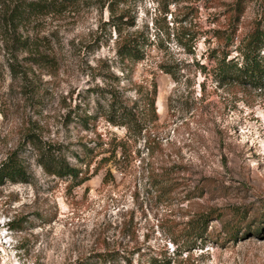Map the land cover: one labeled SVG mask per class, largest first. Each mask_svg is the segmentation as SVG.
Listing matches in <instances>:
<instances>
[{"label": "rangeland", "instance_id": "1", "mask_svg": "<svg viewBox=\"0 0 264 264\" xmlns=\"http://www.w3.org/2000/svg\"><path fill=\"white\" fill-rule=\"evenodd\" d=\"M236 3L71 0L29 27L40 65L0 39V162L16 152L29 174L0 183V264H264V78L216 75L264 0L239 20ZM124 11L136 25L118 31ZM137 33L144 59L119 55ZM108 90L129 124L107 121ZM50 144L88 178L48 173Z\"/></svg>", "mask_w": 264, "mask_h": 264}, {"label": "trees", "instance_id": "2", "mask_svg": "<svg viewBox=\"0 0 264 264\" xmlns=\"http://www.w3.org/2000/svg\"><path fill=\"white\" fill-rule=\"evenodd\" d=\"M247 1L249 0H237L235 7L232 9V16L236 20L240 19ZM70 2L71 0H0L1 41L12 52H29L31 56L29 62L33 64L40 65L47 62V53L40 49V39L30 33L29 27L42 17L63 11ZM229 10L231 12V7ZM109 24L120 31L123 27L135 26L136 18L127 11L122 13L112 12ZM218 34L222 38L220 33ZM148 41L149 37L143 33L129 35L119 42L118 53L122 57L142 60L145 57V47ZM237 49L239 59H228L230 54L228 50H224V54L218 57L216 68L218 80L223 81L233 78L238 81L246 80L257 85L264 78V19L259 20L255 30L241 41ZM9 62L13 72H17L16 63L14 61ZM107 93L111 95L109 111L105 115L107 121L114 125L129 124L132 117L136 116L137 111L135 112L134 108L124 107L123 102L112 91L108 90ZM148 105L153 106L154 100H150ZM83 118L86 121L91 117L85 115ZM61 150L60 147L51 144L40 148V163L52 175L68 176L78 179L79 184L82 183L88 177H80V169L70 165L66 158L60 154ZM28 177L26 167L16 152L0 162V183L5 180L13 182L27 181ZM164 181L166 182V179ZM207 224L208 221L204 220L194 233L197 236H204Z\"/></svg>", "mask_w": 264, "mask_h": 264}]
</instances>
